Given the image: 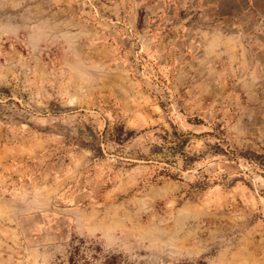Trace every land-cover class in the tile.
I'll return each mask as SVG.
<instances>
[{
	"label": "rangeland",
	"instance_id": "obj_1",
	"mask_svg": "<svg viewBox=\"0 0 264 264\" xmlns=\"http://www.w3.org/2000/svg\"><path fill=\"white\" fill-rule=\"evenodd\" d=\"M79 239L264 264V0H0V264Z\"/></svg>",
	"mask_w": 264,
	"mask_h": 264
},
{
	"label": "trees",
	"instance_id": "obj_2",
	"mask_svg": "<svg viewBox=\"0 0 264 264\" xmlns=\"http://www.w3.org/2000/svg\"><path fill=\"white\" fill-rule=\"evenodd\" d=\"M162 169L167 173L170 171L169 168ZM68 264H121V260L119 256L104 254L95 242L79 239L70 247Z\"/></svg>",
	"mask_w": 264,
	"mask_h": 264
}]
</instances>
